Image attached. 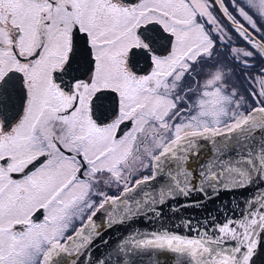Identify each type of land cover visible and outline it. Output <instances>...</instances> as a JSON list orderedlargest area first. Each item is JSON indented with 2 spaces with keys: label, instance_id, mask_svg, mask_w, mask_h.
Masks as SVG:
<instances>
[{
  "label": "snow or ice",
  "instance_id": "6c2138e0",
  "mask_svg": "<svg viewBox=\"0 0 264 264\" xmlns=\"http://www.w3.org/2000/svg\"><path fill=\"white\" fill-rule=\"evenodd\" d=\"M262 250L264 0H0V264Z\"/></svg>",
  "mask_w": 264,
  "mask_h": 264
},
{
  "label": "water",
  "instance_id": "95a60500",
  "mask_svg": "<svg viewBox=\"0 0 264 264\" xmlns=\"http://www.w3.org/2000/svg\"><path fill=\"white\" fill-rule=\"evenodd\" d=\"M198 196H193L192 199H197ZM219 205V202H215L213 204H209L208 205V209H212L214 207H217ZM187 211H192L191 209L187 210ZM262 257H264V250H262V253H261Z\"/></svg>",
  "mask_w": 264,
  "mask_h": 264
}]
</instances>
